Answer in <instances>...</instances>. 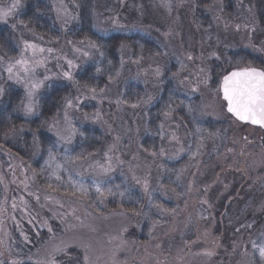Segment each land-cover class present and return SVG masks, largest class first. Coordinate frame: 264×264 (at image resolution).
Wrapping results in <instances>:
<instances>
[{"label": "rangeland", "instance_id": "obj_1", "mask_svg": "<svg viewBox=\"0 0 264 264\" xmlns=\"http://www.w3.org/2000/svg\"><path fill=\"white\" fill-rule=\"evenodd\" d=\"M222 1L211 0L208 5H201L206 26L195 17L198 0L104 1L96 25L99 30L141 33L160 43L163 50L149 60H134L122 54L117 78L125 79L128 75L141 82L145 96L140 105L125 107L110 94L95 97L78 91L71 99L72 106H65L63 118L49 130L66 151L85 124L100 127L109 140L100 156L73 166L72 178L57 174L61 171L55 165L56 173L51 174L49 181L56 189L47 178L49 188L46 183L40 184L28 166L0 147V260L4 264L43 261L61 241L68 246L56 255L57 264H85V246L88 264H112L118 246L117 264H259L252 241L264 243V131L242 124L227 113L217 91L219 83L212 85L211 62L221 64L223 76L241 67L258 68L232 63L229 54L247 51L264 62V35L255 0H229L230 11H226ZM13 2L0 0V7ZM50 3L58 26L66 31L75 21L73 8L67 0H50ZM22 6L20 0L14 15L0 24L16 25L14 19ZM19 41L21 51L25 42L45 49L46 63L37 69L36 75L41 80L48 75L46 85L56 80L73 82L80 65L94 56L90 45L44 43L28 32L22 33ZM8 61L4 58L0 67ZM68 61H72L71 68ZM173 63L175 68L168 78L174 79L177 93L172 97L193 118L196 113L195 125L193 131L188 129L182 118L171 111L160 126L158 150L146 152L140 146L148 133L145 114L161 96L168 79L164 80L166 70ZM66 71H71L72 80L64 78ZM7 81L24 90L22 85ZM148 97L152 99L145 103ZM94 101L95 109L92 107L88 113L81 109L82 104ZM65 114L76 129L70 142L57 135L58 131L67 134ZM205 121L224 126L211 133ZM225 135L227 141L214 159L205 160L207 156L195 159L198 154L206 153L214 138ZM184 157L188 158L187 162L175 171V178L184 183L180 194L164 186V177L172 171L162 167L161 162H177ZM100 165L110 166L111 171L101 172ZM87 178L91 183L85 185ZM117 178L122 179L127 190L139 189L149 200L157 194L172 206L154 205L159 220L151 222L147 242L137 238L140 224L145 221L144 214L139 217L107 207L110 189L107 183ZM98 184L103 195L96 191ZM62 186H72L76 193L63 192ZM229 197L232 200L228 209L222 204Z\"/></svg>", "mask_w": 264, "mask_h": 264}, {"label": "trees", "instance_id": "obj_2", "mask_svg": "<svg viewBox=\"0 0 264 264\" xmlns=\"http://www.w3.org/2000/svg\"><path fill=\"white\" fill-rule=\"evenodd\" d=\"M1 1L4 2L6 0ZM67 1L75 12V21L66 31H62L58 26L50 0H23V6L14 19L15 27L0 24V55L7 60H15L19 57L21 53L19 40H21V35L24 32L30 33L34 39L44 43L69 42L80 45L87 44L94 50L92 51L94 56L84 61L76 71L73 82L56 80L49 83L51 87L44 88L38 96L39 105L37 109L30 115L24 113L23 104L21 103V101L26 102L24 90L8 82L5 73L0 72V75L3 76V79H0V86L5 88V93L0 98V147L21 160L36 174L38 182L40 184L46 183L48 188L50 186L46 178L49 181L51 174L53 172L56 173L54 170L55 165H61L59 167L61 172L57 171V174L62 177H67L68 175V177L72 178L74 165L100 156L108 146L109 136L103 129L96 125L85 124L77 131V136L69 145V151L65 150V146L49 130V127L63 118L67 101L74 98L78 91H82L88 95H95V97L110 94L114 98H118L125 107L140 105L145 96V90L141 82L131 77L130 79L128 75H126L125 79L117 78L122 66V54L130 55L134 60H149L161 54L163 50L160 43L156 44L154 40L148 39L141 33L127 34L124 32L99 30L96 25L101 17L105 0ZM255 1L259 27L264 35V0ZM209 3H211V0H198V6L196 7V20L199 23L204 22L203 26H206L207 22L203 20L204 10L201 5H208ZM230 3L229 0L222 1L226 11H230V8L232 9ZM229 56L232 63H238L237 65L252 64L264 67V62L247 51L232 52ZM174 68L175 64L173 63L166 70L164 80L168 78L170 72L173 73L172 69ZM223 74L221 64L217 61H212L211 77L213 86L218 85ZM176 93L177 89L174 79L169 77L163 86L161 96L147 110L145 120L148 133L140 141V146L146 152H156L158 150L161 143L160 126L164 117L171 111L174 116L182 118L181 120L186 127L193 131L195 125L193 120L196 113L194 118L192 114L187 113L181 107L182 103L175 101L178 99H173L172 96L176 95ZM197 101L199 102L198 99ZM94 102L82 104L81 109L86 113L90 112L92 107L96 108L94 105L96 102ZM204 125L211 133H215L217 131L215 129L223 124L205 121ZM220 135L222 137V134ZM227 136L225 135L223 138L220 137L218 139L214 138V143L208 147L206 153L204 155L198 154L195 159L198 160L205 156H207L205 160L214 159L221 151L225 141H227ZM50 150L54 157V161L50 162L51 166H49ZM68 157H71V159H68ZM187 160L188 158L184 157L177 162L168 160L161 162L162 167L164 166L167 170L172 171L164 177L162 181L164 186L173 190L176 189L175 191L181 194L184 183H180L175 178V171L180 166H183ZM155 162L158 165V161ZM159 167L160 164L158 165ZM90 183L91 181L87 178L85 185ZM50 184L53 189H56L51 182ZM108 185H110L111 190L108 201L106 199L108 209L124 210L138 214L139 217L140 214L145 215V221L142 225L140 224V233H138L137 238L141 242H147L150 237L151 222L159 220L157 208L154 205L164 204L169 208L172 206L157 194L153 196V200H149L144 197L143 192L139 189L127 190L121 178L109 180ZM61 190L63 192L76 193L72 186H62ZM114 192H117V195L112 196ZM230 199L232 200L230 197L229 200L225 199L222 204L228 209L231 206ZM223 211L225 212L224 209Z\"/></svg>", "mask_w": 264, "mask_h": 264}, {"label": "snow or ice", "instance_id": "obj_3", "mask_svg": "<svg viewBox=\"0 0 264 264\" xmlns=\"http://www.w3.org/2000/svg\"><path fill=\"white\" fill-rule=\"evenodd\" d=\"M20 0H14V2L7 7H0V21L6 22L7 19L14 15L17 7L19 6ZM79 7V5H77ZM59 11V10H58ZM75 19V17H72ZM67 22V21H66ZM22 23V22H21ZM15 27V25H13ZM94 46V45H93ZM45 49L25 42L24 49L21 51L19 58L15 60H9L3 68H0V72L7 73V79L13 81L15 84L23 86L26 96V102L21 101L23 104V111L26 115L33 114L39 105L38 92L44 87H51L46 85L45 82L50 79L48 75H45L41 80L37 77L36 72L39 67H42L46 63V58L43 57ZM47 51L51 52V49ZM30 53V55L28 54ZM87 55V53H85ZM218 58V57H217ZM3 57H0V64L3 63ZM69 68H71L72 61H68ZM64 78L72 80L71 71L63 73ZM0 79L3 76L0 75ZM93 91H95L93 89ZM217 91L221 94L222 100L226 105V111L230 113L237 120L242 122H250L253 125H259L264 127V70L255 67H245L239 70H234L224 75L222 80L219 82ZM5 93V88L0 86V96ZM152 97H148L145 103L150 102ZM67 104L69 107L72 106V101L68 100ZM191 111V108H189ZM65 120L67 121V128L64 129L66 135L57 132V135L61 140L70 142L72 137L75 135L76 129L71 125V121L68 120L67 114H65ZM199 131V129H197ZM71 159V157H68ZM54 161L51 150L49 151V166ZM57 168L61 165L57 164ZM100 171L107 173L111 171V167L105 168L100 165ZM59 178V177H58ZM81 191H84L81 186ZM96 191L103 195L101 186H96ZM111 191L110 189L108 190ZM145 191H147V184H145ZM123 195V193H121ZM15 207V205H13ZM51 232V229H49ZM27 240V236H25ZM68 244L61 241L52 247L48 253L47 259L43 261H36L35 264H57L56 255L67 248ZM252 248L254 254H258L259 264H264V243H258L252 241ZM119 251V246L113 252L112 264H117L116 253ZM84 262L88 264L89 257L87 255V248L85 246ZM210 254V253H209ZM31 260V257H29ZM0 264H4L3 260H0ZM10 264H23L22 261H11Z\"/></svg>", "mask_w": 264, "mask_h": 264}, {"label": "water", "instance_id": "obj_4", "mask_svg": "<svg viewBox=\"0 0 264 264\" xmlns=\"http://www.w3.org/2000/svg\"><path fill=\"white\" fill-rule=\"evenodd\" d=\"M245 68V67H244ZM241 69V68H240ZM258 69H260V68H258ZM234 70H239V69H234ZM234 70H232V71H234ZM262 70V69H261ZM231 72V71H230ZM230 114V113H229ZM231 115V114H230ZM232 116V115H231ZM235 118V117H234ZM236 119V118H235ZM237 120V119H236ZM237 121H239V120H237ZM239 122H241V123H243V124H249V125H252V126H255V127H258V128H261L263 131H264V127H261V126H259V125H253V124H251L250 122H242V121H239Z\"/></svg>", "mask_w": 264, "mask_h": 264}]
</instances>
